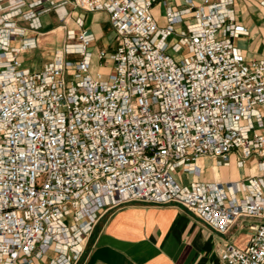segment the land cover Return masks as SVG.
Returning a JSON list of instances; mask_svg holds the SVG:
<instances>
[{
  "label": "built area",
  "instance_id": "2783aa9c",
  "mask_svg": "<svg viewBox=\"0 0 264 264\" xmlns=\"http://www.w3.org/2000/svg\"><path fill=\"white\" fill-rule=\"evenodd\" d=\"M42 1L0 0V264H28L50 248L52 264H75L102 215L131 202L179 204L218 232L239 217L264 216L261 177L183 185L174 175L195 170L203 155L226 162L237 150L239 164L252 154L264 159V134L254 129L264 59L246 61L234 44L248 33L234 0H186L182 11L192 17L172 52L167 39L180 11L168 8L160 27L152 0H72L107 12L116 32L115 48L98 52L111 63L103 78L90 73L93 36L81 18L51 61L22 66L19 53L35 41L17 22L38 29ZM48 1L65 21L67 0ZM219 258L264 264V220L244 248L227 244Z\"/></svg>",
  "mask_w": 264,
  "mask_h": 264
},
{
  "label": "crops",
  "instance_id": "0c3cea01",
  "mask_svg": "<svg viewBox=\"0 0 264 264\" xmlns=\"http://www.w3.org/2000/svg\"><path fill=\"white\" fill-rule=\"evenodd\" d=\"M59 1L63 0H55ZM194 1L199 3L200 0ZM233 5L236 20L248 31L236 38L234 44L246 61L264 59V0H234ZM64 7L68 16L65 21H60L50 2L42 1L35 9L45 10L39 15L40 27L36 30L28 27V21L18 20V26L23 28V38L35 41L33 47H26L19 53L22 66L36 69L34 59H28L30 56L43 59L41 68L51 61L55 51L70 40L67 30H79L76 18H81L83 28L93 36L88 47L91 52L90 73L106 77L111 63L100 60L98 52L112 51L117 43L108 13L86 11L75 7L72 0H67ZM168 8L180 11L182 19L174 24V33L167 39L172 52L170 47L177 40V32L191 20L192 13L182 11L186 8V0H152L151 13L160 27L167 24L165 13ZM22 42V38L16 37L11 45L18 47ZM67 57L79 58L76 54ZM29 64L32 67H28ZM259 110L261 124L256 123L254 129L264 134V106ZM238 159L237 150L228 154L226 162L203 155L195 160V170L185 171L178 167L174 175L183 185L195 181L244 183L251 177H261L264 181V159L261 156L252 154L242 164L238 163ZM242 189L237 192L239 198L243 196ZM263 220L264 216L239 217L227 231L218 232L179 204L131 202L102 215L75 264H223L219 258L220 250L227 244L244 248L255 226ZM56 255V250L50 248L40 256H33L28 264H52Z\"/></svg>",
  "mask_w": 264,
  "mask_h": 264
},
{
  "label": "rangeland",
  "instance_id": "374dc122",
  "mask_svg": "<svg viewBox=\"0 0 264 264\" xmlns=\"http://www.w3.org/2000/svg\"><path fill=\"white\" fill-rule=\"evenodd\" d=\"M50 18L52 17L51 15H48ZM51 19H53V18H51ZM55 22H57V19L55 18ZM184 52V51H183ZM73 57V56H72ZM28 59H34V62H35V68L36 69H39V68H41V65H42V61H43V59H39L38 57L36 58V57H34V58H32V56H30V57H28ZM28 67H32L30 64L29 65H27Z\"/></svg>",
  "mask_w": 264,
  "mask_h": 264
}]
</instances>
